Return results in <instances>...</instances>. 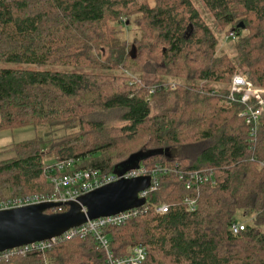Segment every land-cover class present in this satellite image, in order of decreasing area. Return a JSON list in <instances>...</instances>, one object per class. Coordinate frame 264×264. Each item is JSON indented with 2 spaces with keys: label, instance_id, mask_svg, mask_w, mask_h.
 <instances>
[{
  "label": "trees",
  "instance_id": "obj_1",
  "mask_svg": "<svg viewBox=\"0 0 264 264\" xmlns=\"http://www.w3.org/2000/svg\"><path fill=\"white\" fill-rule=\"evenodd\" d=\"M201 1L234 40V59L218 54L191 0H0V130H41L0 152L13 154L0 160V200L51 194L57 163L114 173L140 153L137 167L171 173L134 218L104 230L115 257L140 244L142 264H264V116L251 141L245 106L221 88L240 70L264 88V0ZM108 113L124 124L106 126ZM205 169L214 184L187 191V176ZM191 196L194 211L183 202ZM234 222L245 226L236 235ZM104 260L89 236L0 264Z\"/></svg>",
  "mask_w": 264,
  "mask_h": 264
},
{
  "label": "built area",
  "instance_id": "obj_2",
  "mask_svg": "<svg viewBox=\"0 0 264 264\" xmlns=\"http://www.w3.org/2000/svg\"><path fill=\"white\" fill-rule=\"evenodd\" d=\"M244 79L245 78L242 79L240 76L233 77L232 85L226 98L232 103H239L245 106V109L240 116L245 118V122L249 127L250 140L254 141L257 136L260 120L264 116V91L256 89L251 82ZM176 85V83H171L172 88ZM152 92L153 91L150 93ZM213 93H216V91L214 90ZM251 101L255 102L256 108H253L250 105ZM71 164L72 161L60 162L56 164L55 173L50 177V183L53 188L51 194H30L0 200V210H9L44 202H52L59 203L61 205L50 209L51 213H62L64 208L68 209L65 205L67 202L77 201L88 192L121 179L128 180L139 177L150 178L149 188L138 194L139 198L146 200L148 192H152L157 189V177L171 173V171L165 166L158 165L151 169L137 167L136 169L126 171L122 175H116L114 173L102 172L97 169L74 170ZM260 167H264V164L261 163ZM177 174L180 180L184 178L182 172L178 171ZM207 183L214 184L213 172L205 169L200 172L190 173L184 180V188L187 191H193L196 190L197 187ZM183 202L189 211L195 210L196 200L194 196L184 198ZM145 205L146 204L143 206ZM138 209L125 211L114 216L88 220L81 226L68 230L58 238L1 252L0 261H6L10 256L15 254L25 256L32 250L39 252L47 250L59 238L67 240L73 238L84 239L90 236L95 241L97 248L103 252L105 259L104 264H142L147 255L144 246L140 244L135 245L128 248L124 255L115 257L110 250L111 241L104 231L108 227L120 226L126 221L134 218L137 215ZM167 209L168 208L166 206L155 207V211L159 214L166 213ZM244 228V224L238 222H234L230 226L231 232L235 235L243 231Z\"/></svg>",
  "mask_w": 264,
  "mask_h": 264
},
{
  "label": "water",
  "instance_id": "obj_3",
  "mask_svg": "<svg viewBox=\"0 0 264 264\" xmlns=\"http://www.w3.org/2000/svg\"><path fill=\"white\" fill-rule=\"evenodd\" d=\"M134 53L132 47V59L135 58ZM142 157L140 153L131 155L115 167L114 174L122 175L126 171L136 169ZM149 186V177L121 179L88 192L77 201L67 202L65 205L68 210L62 213H45L61 205L52 202L0 210V253L58 238L88 220L141 208L145 199L139 198L138 194Z\"/></svg>",
  "mask_w": 264,
  "mask_h": 264
},
{
  "label": "rangeland",
  "instance_id": "obj_4",
  "mask_svg": "<svg viewBox=\"0 0 264 264\" xmlns=\"http://www.w3.org/2000/svg\"><path fill=\"white\" fill-rule=\"evenodd\" d=\"M194 7L199 12L202 20L205 22L206 25L209 26V28L214 32V34L219 39V53L218 54H226L230 59H234L236 57V53L234 50V40L227 36L225 34V31L216 23L215 19L212 17L211 13L208 12L206 7L204 6L203 2L201 0H191ZM129 36V35H127ZM134 54H136V49L134 46ZM131 47V49H132ZM130 49V52H131ZM4 67H10L13 68V65H4ZM237 76H240L242 79L251 82L252 85L256 89H260L264 91V88L257 86L252 80L249 79L248 75L243 73V71L240 70ZM141 77V76H140ZM147 77V76H146ZM235 77V76H234ZM146 82L148 81H155L157 80V77H147ZM175 83V82H170ZM232 85L231 83L228 85L221 86V88H227L228 91L230 90ZM218 90L220 86H217ZM264 114V111H263ZM100 119L103 121V123L106 126H120L124 124V121L121 119V115L118 113H108L103 114ZM41 130L39 128H34L33 126H26L21 128H15V129H7V130H0V152L3 151L5 148H7L10 145H13L15 143L25 141V140H31L34 139L37 135H39ZM48 146V145H47ZM47 150V149H46ZM8 152V151H7ZM13 156L12 153L2 154L0 155V160H6ZM239 221H244L246 224H251V220L248 218H241L238 216Z\"/></svg>",
  "mask_w": 264,
  "mask_h": 264
}]
</instances>
